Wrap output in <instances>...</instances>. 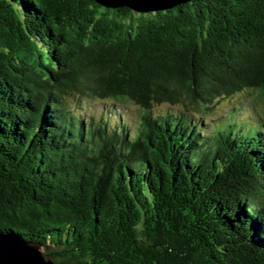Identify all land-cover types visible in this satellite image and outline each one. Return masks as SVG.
<instances>
[{
	"label": "trees",
	"instance_id": "16d2710c",
	"mask_svg": "<svg viewBox=\"0 0 264 264\" xmlns=\"http://www.w3.org/2000/svg\"><path fill=\"white\" fill-rule=\"evenodd\" d=\"M0 235L53 264H264V0H0Z\"/></svg>",
	"mask_w": 264,
	"mask_h": 264
},
{
	"label": "water",
	"instance_id": "95a60500",
	"mask_svg": "<svg viewBox=\"0 0 264 264\" xmlns=\"http://www.w3.org/2000/svg\"><path fill=\"white\" fill-rule=\"evenodd\" d=\"M105 8L127 7L140 14L173 9L192 0H94ZM0 264H53L47 261L41 246L0 235Z\"/></svg>",
	"mask_w": 264,
	"mask_h": 264
},
{
	"label": "rangeland",
	"instance_id": "374dc122",
	"mask_svg": "<svg viewBox=\"0 0 264 264\" xmlns=\"http://www.w3.org/2000/svg\"><path fill=\"white\" fill-rule=\"evenodd\" d=\"M252 102L253 100L251 98L247 99L244 97L235 98L231 101H224L222 105L218 107L216 113L212 115L209 122H215V121H219V119H224L226 116L230 115L232 111H237V108H239L240 104H243V109L247 110L250 107H252L253 105ZM85 108L87 110V113L89 115H92V114L99 113L102 110V104L99 102H89L85 104ZM166 109L167 107L164 106V107L159 108L156 111L163 112ZM124 110L127 113L129 120L133 121L136 124L137 121L139 120L138 108L133 105H129L128 107L124 108Z\"/></svg>",
	"mask_w": 264,
	"mask_h": 264
}]
</instances>
